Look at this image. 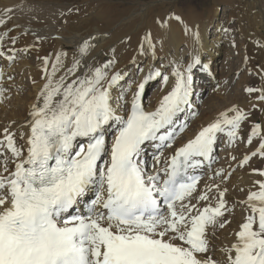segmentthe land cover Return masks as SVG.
Listing matches in <instances>:
<instances>
[{
    "label": "snow or ice",
    "instance_id": "6c2138e0",
    "mask_svg": "<svg viewBox=\"0 0 264 264\" xmlns=\"http://www.w3.org/2000/svg\"><path fill=\"white\" fill-rule=\"evenodd\" d=\"M12 11L3 15L10 19ZM154 22L162 33L173 22L181 25L194 47L183 62L176 58L166 68L149 65L146 71L138 67L145 74L135 89L125 87L129 73L116 67L114 57L92 55L95 37L40 56L45 37L21 33H30L34 42L18 49L12 29L0 33V60L7 64L20 53L36 52L43 81L26 118L27 133L11 125L0 130V264H264V168L251 169L259 178L239 202L247 214L234 241L220 249L222 260L212 238L231 223L234 208L226 185L232 173L217 170L203 190L196 174L205 162L211 167L221 136L229 144L255 143L240 159L232 157L239 167L253 158L264 160V121L251 122V109L232 105L173 147L188 127L181 118L198 115L194 70L208 72V65L200 53L198 25L171 11ZM7 23L0 18V26ZM157 39L146 30L139 55L155 57ZM153 80L168 89L148 109L142 98ZM5 91L0 84V97ZM245 91L259 101L252 109L264 113V86ZM248 123L245 131L242 125ZM165 149L172 151L165 156ZM89 193L92 198L81 210Z\"/></svg>",
    "mask_w": 264,
    "mask_h": 264
},
{
    "label": "bare ground",
    "instance_id": "6f19581e",
    "mask_svg": "<svg viewBox=\"0 0 264 264\" xmlns=\"http://www.w3.org/2000/svg\"><path fill=\"white\" fill-rule=\"evenodd\" d=\"M183 1L184 3L181 4L179 0H0V18L8 20L6 25L0 26V33L12 29L10 34L18 37L16 45L18 49L23 48L26 43L34 42V37L30 33L26 36H22L21 33L31 30V32L45 37L39 46L40 56L75 49L82 40L90 36L95 37L92 55L101 60L105 56L114 57L117 61L116 67L129 73L127 77L129 83L125 87L130 86L135 89L136 84L145 74L138 72V67L145 71L149 65L168 67L169 61L179 58L183 62L186 57L192 54L193 40L190 36L185 35L181 25L173 22L171 30L162 33L154 22L157 16H163L169 11L175 12L189 24L198 25L202 38L200 53L208 65V72L200 69L194 70L196 95L192 97L193 109L200 111L201 116L198 114L199 117L183 116L181 118V121L188 120V127L183 133L177 135L173 147L186 142L208 120L232 105H239L245 111L251 109L252 112L259 113L258 122L264 121V113L259 108L252 109V104H259L257 98L244 100L246 91H243L244 94H241V91L240 93L236 92L230 102H227L226 98L222 96L223 92L217 85L221 80L219 81L217 77L216 64L219 52L228 44L227 32H223L225 26H222L220 22H216V24L212 22L218 6L225 1L228 2L225 3L229 9L232 7L238 14H242L246 24L243 22L244 26H241L244 35V46L241 45L244 48V58L241 63L247 71L252 69V73L257 75L256 77L259 79L257 84L260 88L264 86V77L260 75L261 72H264V67H262L264 66V10L262 7L264 0H209L210 4L207 7L203 6L208 2H205L206 0H202V2L196 0L197 4H192L191 0H188L190 1L188 3L186 0L181 2ZM7 9H13L9 14L10 19L3 15ZM211 27H213L214 36H216H213L214 38H209ZM149 29L154 36L158 37V51L155 57L146 58L139 55L138 45L144 32ZM5 46L10 47L11 45L5 41ZM230 48L231 51L232 48ZM111 49H115V52L113 53ZM227 54L229 55V53ZM133 57L136 58L135 64L132 62ZM0 70L4 73L0 84L6 90L4 97H0V101H2L0 102V130L11 125L12 130L27 133L26 118L31 104L35 101L38 89L43 83L40 61L36 58V52H32L30 55L20 53L13 62L5 64L0 60ZM9 76L13 79H9ZM203 77H205L206 83L203 82ZM33 80L36 83H33ZM158 84L159 87L157 90L155 89L153 96L148 101L143 100L148 109L155 106L168 89V86L160 80ZM205 84L211 86L207 87ZM243 85V88L248 87ZM205 90H211V93H209L208 99L201 103L200 99ZM128 96L131 97L130 92ZM190 121L191 123H189ZM221 140L224 146L220 156L224 165L212 164L210 168L207 166L205 171L207 176L205 178L204 175L199 188L203 190L205 184L213 183V177L217 170L224 169L225 172L232 173L226 185L229 188L226 196L229 208H234L229 216L231 223L224 229H217L212 238L216 257L222 260L220 249L234 241L233 234L238 230L239 224L243 222L247 214L239 202L246 198L253 181L259 178L252 173L251 169L264 168V160L253 158L250 165L241 168L232 157L236 156L237 159H240L256 146L255 143L252 146L240 142L229 144L227 138L223 136ZM148 151L152 154L153 150L149 149ZM171 151L172 149H165L164 155L167 156ZM215 182L221 183L219 177L215 178ZM221 186L223 187L224 184ZM241 189L243 191H240ZM90 198H92L91 193L82 203L81 210L86 207V201Z\"/></svg>",
    "mask_w": 264,
    "mask_h": 264
},
{
    "label": "rangeland",
    "instance_id": "374dc122",
    "mask_svg": "<svg viewBox=\"0 0 264 264\" xmlns=\"http://www.w3.org/2000/svg\"><path fill=\"white\" fill-rule=\"evenodd\" d=\"M181 1L182 0H179V2L181 4L184 3V1L183 2H181ZM197 1H199V0H197ZM186 2L188 3L190 1L186 0ZM201 2H202V0H201ZM205 2H207V3H205L206 5H203V6L207 7L210 4V1L206 0ZM225 2H227V1H225ZM225 2L220 3L221 5L218 6V10L216 12L215 17L212 18V22L214 24H216V22H220L222 26H225V28H223V30L224 29L227 30V31L224 30L223 32H227V43L228 44H227L226 48L221 49V51L219 52V54L217 56L218 60H217V64H216L217 65L216 66V72H217V77H218L219 81L221 80L220 81L221 83L218 82L217 85L219 86V89L221 88L220 89L221 92H223L222 96L224 98H226L227 102H230V99L234 96V94L236 92L240 93V91H241V94H244L245 89L247 87L243 88L244 87L243 84H245V86L247 85L248 87L254 86V87L258 88V84H257L258 81L257 80H259V79H258V77H256L257 75L252 73L253 72V71H251L252 69H250V71H247L246 68H244V65L241 63V62H243V58H244V56H243L244 35L242 34L243 33L242 28L243 27H241V26H244L243 22L245 23L244 17L242 16V14H238L236 9L234 10V8H232V7H231V9H229V6L227 5L228 2L227 3H225ZM191 3L197 4L198 2H196V0H191ZM199 4H201V3H199ZM262 7L264 10V2L262 4ZM239 16L241 17V19L242 18L243 19L241 20ZM209 31H210L209 32V34H210L209 38L216 37V36H214L213 27H211L209 29ZM233 42H235V46H233ZM242 44H243V46H241ZM230 46L233 50L230 48ZM229 48L231 49V51L229 50ZM227 53H229V55ZM5 67L8 68L7 66H5ZM166 67L167 66H164L163 68H166ZM203 78L205 79V77H203ZM203 78H201V79H203ZM204 79H203V82L206 83V79L205 80ZM243 79H245V80H243ZM243 81H247V82H243ZM158 82H159V80H153V81H150L148 83L149 85L148 84L146 85V87H145L146 89H145V92L143 95V100L148 101L151 98V96H153L152 94L155 92V89L157 90V88L159 87ZM206 86L208 87L211 85L207 84ZM211 90L203 91L204 95L200 99L201 103H204L208 99V96H209V93H211ZM194 95H196L195 91H194L193 96ZM253 96H250L247 92H245L244 100L248 101L249 99H253L256 97L255 95H253ZM247 97H248V99H247ZM194 110L197 111V109H194ZM252 113L253 114L250 117V121L251 122H258L257 116L259 113H257V112L256 113L252 112ZM198 114H199V116H201L200 111L198 112ZM189 123H191V121ZM250 126H251V123H250V125L248 123V124L242 125V128L245 131H247L248 129H250ZM221 138H222V136L220 137V139L218 140V143L216 145L217 157H215V158H217V159L215 160L214 164L224 165V162H222L221 156H220L222 153L221 149H223V146H224L223 145L224 143L222 142ZM237 142H239V141H237ZM147 160L149 161V163H151V155H147ZM206 176L207 175H205V178H206ZM215 178L218 179V177H215Z\"/></svg>",
    "mask_w": 264,
    "mask_h": 264
}]
</instances>
